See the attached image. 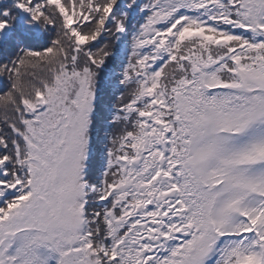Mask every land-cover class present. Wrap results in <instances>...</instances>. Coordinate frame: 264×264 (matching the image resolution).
<instances>
[{
	"label": "snow or ice",
	"instance_id": "snow-or-ice-1",
	"mask_svg": "<svg viewBox=\"0 0 264 264\" xmlns=\"http://www.w3.org/2000/svg\"><path fill=\"white\" fill-rule=\"evenodd\" d=\"M0 264H264V0H0Z\"/></svg>",
	"mask_w": 264,
	"mask_h": 264
}]
</instances>
